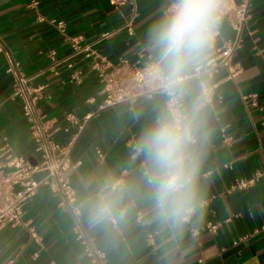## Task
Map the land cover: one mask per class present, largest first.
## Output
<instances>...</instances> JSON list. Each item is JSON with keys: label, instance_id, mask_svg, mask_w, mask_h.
Masks as SVG:
<instances>
[{"label": "crops", "instance_id": "obj_1", "mask_svg": "<svg viewBox=\"0 0 264 264\" xmlns=\"http://www.w3.org/2000/svg\"><path fill=\"white\" fill-rule=\"evenodd\" d=\"M36 1L32 7L31 0H0V146L7 142L14 154L34 162L20 100L11 97L14 76L8 70L18 63L30 85L40 88L37 106L45 126L60 145L68 146L66 176L79 219L89 240L105 252L104 264H264V0H252L229 66L195 82H207L212 100L198 186L203 206L190 226L216 230L193 234L187 225L178 235L158 221L150 191L140 180L143 158L133 151L166 97L154 94L98 110L104 99L98 69L108 71L107 63L131 61L137 53L151 62L147 34L167 0H134L131 36L121 29L133 11L130 2L116 7L111 0ZM52 21H62L65 33ZM233 38L221 19L215 49ZM72 41L89 51L74 53ZM215 49L208 50L203 64L216 55ZM50 50L60 61L55 71L47 57ZM77 72L81 74L73 79ZM67 114L77 126L67 123ZM254 173L263 177L230 191ZM104 178L121 179L131 190L120 197L123 218L100 225L89 209ZM59 202L49 189L37 190L24 206V226L0 230V264H91L74 239L72 216Z\"/></svg>", "mask_w": 264, "mask_h": 264}, {"label": "clouds", "instance_id": "obj_2", "mask_svg": "<svg viewBox=\"0 0 264 264\" xmlns=\"http://www.w3.org/2000/svg\"><path fill=\"white\" fill-rule=\"evenodd\" d=\"M221 19V0H167L147 34L152 59L146 71L160 83L166 103L133 151L143 158L140 180L150 191L156 217L175 235L203 206L198 186L212 91L206 81L195 82ZM130 190L104 178L95 191L90 218L100 225L122 219L120 197Z\"/></svg>", "mask_w": 264, "mask_h": 264}, {"label": "built area", "instance_id": "obj_3", "mask_svg": "<svg viewBox=\"0 0 264 264\" xmlns=\"http://www.w3.org/2000/svg\"><path fill=\"white\" fill-rule=\"evenodd\" d=\"M129 2L133 5V11L121 29L131 36L134 35V22L137 17L134 0H111V4L116 7ZM251 2L252 0H221V17L226 20L234 32V38L223 40L216 49L214 40L211 49H215L216 55L201 66L198 76L211 75L217 73L221 68L229 66L232 55L240 47L242 32L246 28L250 16ZM30 5L36 7L37 1L31 0ZM52 23L61 34L65 33V24L62 21H52ZM71 48L76 54L89 51L88 47H78L76 41H72ZM47 57L52 63L50 69L55 71L60 63L56 58V52L50 50ZM149 63L142 53H137L136 58L131 61L122 59L116 65L107 63L108 71L98 69V77L104 84L102 89L104 99L98 106V110L139 97L162 94L160 83L149 76L146 71ZM8 72L14 76L11 97L20 100L21 113L27 122L33 143L34 162L27 156L14 154L7 142L0 146V230L24 226L23 209L25 204L39 188L45 187L59 197V204L72 216L74 239L82 246L90 263L104 264L105 252L95 247L89 240L79 219L75 192L66 176V171L71 167L68 146H62L55 140L54 133L45 126L43 115L37 106L40 88L34 89L30 85L31 78L23 74L18 63H13ZM80 74L77 72L72 78L77 79ZM251 96L254 101L255 95ZM90 100L93 101L92 98ZM253 106H255L254 102ZM91 115H86L85 119H89ZM66 121L70 126L78 124L71 114L66 115ZM64 131H68V127ZM96 154L102 160V152L96 150ZM125 173L126 171H123V174ZM262 177V173H254L249 179L237 181L230 187V191L247 188ZM114 182L121 183V179ZM188 226L189 231L193 234L201 230L210 232L216 230V226L212 225L199 229L190 226V224ZM30 231L35 238L34 231L32 229ZM148 241L150 244L152 243L151 236H148Z\"/></svg>", "mask_w": 264, "mask_h": 264}]
</instances>
